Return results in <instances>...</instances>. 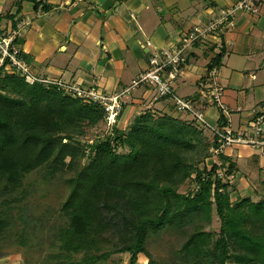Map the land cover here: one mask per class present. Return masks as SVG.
<instances>
[{
  "label": "trees",
  "instance_id": "trees-1",
  "mask_svg": "<svg viewBox=\"0 0 264 264\" xmlns=\"http://www.w3.org/2000/svg\"><path fill=\"white\" fill-rule=\"evenodd\" d=\"M220 58L215 54L208 67ZM102 122L98 104L0 67V240L10 226V203L19 199L13 194L45 168L49 178L72 174L61 206L68 222L53 233L54 251L43 264H102L123 252L128 264L139 254L146 264H264V197L232 200L231 183L218 169L231 174L235 163L218 150L217 137L209 140L192 121L145 111L125 130L80 141ZM213 152L220 164L207 167ZM187 180L194 189L180 192ZM213 214L217 234L206 230ZM160 232L180 240L162 261L147 247Z\"/></svg>",
  "mask_w": 264,
  "mask_h": 264
},
{
  "label": "crops",
  "instance_id": "crops-1",
  "mask_svg": "<svg viewBox=\"0 0 264 264\" xmlns=\"http://www.w3.org/2000/svg\"><path fill=\"white\" fill-rule=\"evenodd\" d=\"M36 1L40 3L0 0V27L16 31L15 43L27 56L31 72L118 95L122 110L114 127L125 130L145 111L190 121L189 115L175 111L169 98L158 97L146 84L131 87L132 80L148 68L154 49L177 44L192 25L205 24L237 0ZM147 40L149 47L143 44ZM212 42L196 44L189 51L173 88L194 98L212 125L220 126L223 119V125L228 123L233 131L251 133L252 123L264 120V0L256 13L237 10L234 26ZM215 54L221 55L217 80L224 87L227 114L201 96L209 86L208 63ZM204 133L213 140L209 131ZM222 151L237 167L242 153L245 165L264 173V156L251 147ZM234 173H239L238 178L246 175L240 168ZM0 264L23 262L20 256L8 254L0 256Z\"/></svg>",
  "mask_w": 264,
  "mask_h": 264
},
{
  "label": "built area",
  "instance_id": "built-area-1",
  "mask_svg": "<svg viewBox=\"0 0 264 264\" xmlns=\"http://www.w3.org/2000/svg\"><path fill=\"white\" fill-rule=\"evenodd\" d=\"M259 1L237 0L231 7L220 8L205 24L192 25L182 33L177 44L154 49L148 57V68L133 79L131 83V87L146 84L155 90L158 97L169 98L175 111L189 115L190 121L199 129L204 132L209 131L213 138L217 137L219 151L234 145L248 144L264 154V138L261 135L264 133V120L260 118L252 123L251 133L246 130L235 132L228 123L223 126L212 125L196 100L176 93L173 83L180 73L189 51L196 44H212V39H219L222 33L234 26V15L237 10L256 13L259 10ZM16 34L15 30L6 32L0 27V67H3L5 71L15 72L23 77L27 83L37 82L45 86H52L63 94L79 98L84 102L98 104L104 111L107 131L112 132L122 110V102L119 96H108L95 88H85L77 83H68L61 79L37 77L30 70L27 56L15 43ZM143 44L145 47H149L151 41L147 40ZM206 75L210 82L208 88L201 92V96L205 101L219 106L221 111L227 114V109L222 102L224 87L217 80V67H210Z\"/></svg>",
  "mask_w": 264,
  "mask_h": 264
},
{
  "label": "rangeland",
  "instance_id": "rangeland-1",
  "mask_svg": "<svg viewBox=\"0 0 264 264\" xmlns=\"http://www.w3.org/2000/svg\"><path fill=\"white\" fill-rule=\"evenodd\" d=\"M106 130L105 122H102L96 127L88 128L86 137L81 138L80 141L82 143L90 142L91 138ZM238 146H248L257 154H262L259 149L248 144H239L228 148ZM230 152L228 150V154ZM262 155L264 156V154ZM242 156V153L237 156L240 159L237 158L238 167L235 163L231 174L225 172L226 168L218 169V173L220 177L231 183L230 195L233 201H236L238 197H250L253 201H259L262 196L264 197V188L260 182L263 172H260V169L257 170L254 165L251 167L245 165ZM85 162L87 159L82 160V164ZM204 163L207 167H211L215 163L220 164V160L213 152L210 157L205 159ZM239 168L246 171V175L241 178H238L239 173H234ZM71 174L72 172L69 171L61 172L55 177L49 178L46 177L45 168H41L25 178L22 188L13 194L19 199L10 203L12 207L10 226L3 239L0 240V256L16 254L21 257L23 264H43L44 260L49 258V255L54 251L51 245L53 233L68 222L61 206L68 193V187L64 180ZM240 182L241 186H239ZM193 189L194 183L191 180H187L179 187L180 192H188ZM20 196L25 197L20 198ZM219 228V218L213 214L212 223L206 230L217 234ZM179 245L180 240L173 234L160 232L150 237L147 247L154 258L166 260ZM129 256L128 252L113 253L102 264H128ZM147 260L143 254H139L136 264H146Z\"/></svg>",
  "mask_w": 264,
  "mask_h": 264
}]
</instances>
